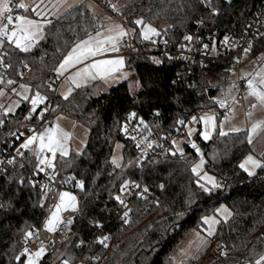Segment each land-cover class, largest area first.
Here are the masks:
<instances>
[{
	"label": "trees",
	"instance_id": "1",
	"mask_svg": "<svg viewBox=\"0 0 264 264\" xmlns=\"http://www.w3.org/2000/svg\"><path fill=\"white\" fill-rule=\"evenodd\" d=\"M123 1L120 14L115 16L134 31L135 39L142 38L140 28L148 24L172 44L195 35L206 43L210 54L218 52L225 36L230 35L227 41L233 42L264 6V0ZM102 16L82 1L50 19L43 27V38L30 51L22 52L3 42L0 59L9 66L0 85L25 83L32 92L46 95L54 70L74 44L102 28ZM137 20L143 24L137 26ZM249 47L253 52L264 47V31ZM126 59L130 77L140 85L138 93L131 94L127 81H122L106 92L85 85L75 88L67 98L56 95L52 116L81 123L87 137L79 152H69L65 158L56 155L50 176L57 184L77 181L83 188L77 190L79 214L72 224L74 235L44 253L38 264H171L169 255L177 242L189 230H201L203 217L221 203L231 215L219 220L212 245L191 264L207 260L208 264H256L264 254V168L249 176L239 167L250 151L243 131L226 136L216 131L208 140L198 133L193 136L204 159L203 170L219 185L210 193L202 191L191 171L198 155L189 142L183 143L185 160L175 152L163 154L161 159L151 154L140 166L141 152L122 134L124 117L131 112L158 141H170L181 134L184 123L179 121L190 116L213 110L223 114L215 96L233 60L195 65L183 73L180 64L162 55L140 54ZM23 62L30 69L26 76H22ZM8 80L14 83L7 85ZM30 109L28 100H22L13 113L0 112V142L24 123ZM116 141L123 146L120 167L111 163ZM170 146L173 148L171 142ZM35 164L33 157L21 154L13 172L0 178V264H24L28 229L37 227L45 215L47 185L28 180L27 165ZM127 180L143 181L153 201L126 199L129 216L124 219L116 215L122 211L116 197L121 198L120 188Z\"/></svg>",
	"mask_w": 264,
	"mask_h": 264
},
{
	"label": "snow or ice",
	"instance_id": "2",
	"mask_svg": "<svg viewBox=\"0 0 264 264\" xmlns=\"http://www.w3.org/2000/svg\"><path fill=\"white\" fill-rule=\"evenodd\" d=\"M43 3V0H40V3H36V0H33L32 5L25 4L23 0L20 3L15 4L14 7L16 9H22L24 12H28L31 10L36 16H41L42 11L40 9V5ZM12 4V0H0V21H5L6 24L0 23V44L3 43L4 40H7L9 44H12L15 48L19 49L22 52H28L34 47L37 39H42V31L44 25L40 23L39 20L30 19L26 15H16L13 17L11 13L13 12V7H10ZM137 26L143 24L142 20L135 21ZM9 26L11 30H9ZM105 31L109 33V35L105 36L103 32L97 31L95 35L89 34L87 39L81 40L75 44V46L68 52V54L64 57L63 62L59 65V68L56 69L58 76H63L65 72H67L71 68H76L77 65L84 64L86 60H92L93 57L103 56L107 52H118L120 41L128 35L127 32L123 30L119 25L115 27H107ZM159 35L156 30L148 25H144L143 30L141 32V36L144 40L150 39L151 36ZM186 40H191L190 36L185 37ZM225 43H227V38L225 39ZM248 49H245L247 52ZM264 59V57H262ZM159 63V61H155ZM124 65V60L120 59H99L93 60L91 63L85 65L83 68H80L67 79L75 84L76 87H80V80H102L107 81L109 77H112L115 73L119 72ZM250 79H247V88L248 97H252L255 99L256 104L252 105V108L255 109L257 106L264 108V67L260 68L259 71L255 73H248ZM127 78L126 76L124 77ZM245 77L242 75L241 79ZM0 83H3V79H0ZM14 81L8 80L7 85H12ZM22 92H17L16 95L20 96L21 100H29L31 104L30 115L25 117V119L31 118V113H35L39 106L45 102L46 97L42 96L39 92H36L34 96L29 98L27 93L30 89L24 84L20 85ZM3 90H0V96H3ZM65 98H67L65 96ZM247 98V97H246ZM221 107L225 106L224 101H217ZM19 103L14 102L9 105L7 109L4 111V115H7L9 112L14 111L15 107H18ZM3 105H0L2 108ZM46 111V109H45ZM44 112H40L39 116L42 118ZM247 115L250 117L252 115L251 112H248ZM135 116V113H132L129 116V120H131ZM227 119V118H226ZM202 122L204 125V131L200 134L204 140H208L211 137L212 131H214L217 127L216 118L211 115H205L199 118V121L194 116L192 118V123ZM3 121H0L2 124ZM142 123V122H141ZM180 124H183L184 121H179ZM147 127V126H145ZM127 131V128L124 129ZM31 131V130H30ZM195 128L188 129V136H191L195 133ZM232 132H242L244 129L233 128ZM261 132H264V121H258L251 125L250 129L247 130V141L249 144L253 143V139L255 136L259 135ZM220 136L228 135L227 132L223 131L221 127V131L219 132ZM69 139V134L64 132L59 128L58 125H55L51 128L45 127L42 132L39 134H34L31 137H28L21 147L24 149H30L33 144H36V155L39 160V165H44L48 168H53V160L56 158L57 153L62 158L67 157V140ZM135 139V137H133ZM175 143V142H174ZM151 147V144L148 145ZM196 149L197 155H200V150L195 143L191 145ZM117 148L123 147L120 144L116 145ZM139 147V143L137 144ZM177 151L180 149L177 146ZM49 152L51 153V157L41 158L43 153ZM182 154V152H181ZM12 163V161H9ZM111 163L115 167H120L118 160L116 157H113ZM204 165V159L201 157L200 162L195 164L192 167L191 171L194 176H197L199 179L197 181L198 186L205 193H210L213 189L217 188L219 185L213 177L208 176L206 173L201 175V171ZM239 167L247 172L249 176L255 175V170L257 168H264V164L260 161L253 158V156H247L244 161L239 165ZM43 171V168L40 169ZM50 179H54V177L50 176ZM202 180L204 183H199ZM211 185V187H208ZM77 187L83 188V184L81 182H77ZM124 187H127L125 185ZM147 191V189H145ZM47 194V193H45ZM116 199L123 204V200L120 197H116ZM43 206V205H41ZM76 211V197L71 195L68 192L59 193V202L54 206V210L51 211L48 219L45 221L44 229L47 232H55L59 225L61 224H71L72 221L69 219L66 222L61 219V213L63 211ZM226 214V215H225ZM127 216V213L124 214ZM217 215H224V218L227 219V216H230L231 213L228 212L226 208H221L218 210ZM202 223L209 226L207 235L212 236L214 234V226L219 223L218 220L212 217H204ZM32 233L29 232L26 234V239L30 238ZM199 238V237H198ZM106 239V238H105ZM201 243H203V238H199ZM199 247V245L197 246ZM44 247L41 246L40 249L34 253L29 254L28 250L25 249L24 255L28 256L27 264H38L40 258L44 255ZM19 260V257H17ZM261 261H264V256H261L259 260L256 261V264H261ZM64 264H68L67 261Z\"/></svg>",
	"mask_w": 264,
	"mask_h": 264
},
{
	"label": "built area",
	"instance_id": "3",
	"mask_svg": "<svg viewBox=\"0 0 264 264\" xmlns=\"http://www.w3.org/2000/svg\"><path fill=\"white\" fill-rule=\"evenodd\" d=\"M96 3L102 9H105L110 15H114V9L110 7H106L102 0H97ZM16 1L12 0V4L10 7H13V11L16 10L14 5ZM0 23L6 24L5 21H1ZM10 29V26H9ZM264 31V6L260 8L255 16L246 24L244 30L233 39V42L227 41L225 43V39H229L230 35L225 36L224 40H222L219 44V50L216 53L210 54L209 48L206 47V43L201 39H197L195 35H190L191 40H186L185 37L178 43L172 44L168 42L165 37L162 35L151 36L150 39L144 40L135 39L132 33L125 28V32L128 33L126 37H124L120 41V47L122 49V53L124 57H133L140 54L147 55H162L168 57L173 62L180 64V69L183 73L186 70L195 67L198 65L199 67H205L209 63L221 61L224 59H232L233 60V70H237V63L241 60L243 55L247 54L245 49H247L250 43L257 37H259ZM231 46H230V45ZM24 66V70L22 76H26L30 69L26 66L25 62L22 63ZM8 62L0 59V79L4 78L8 69ZM59 82V78L54 76L53 80L50 82V87L44 95L46 97L45 102L41 104L38 110L35 113H31V118L25 119L24 123L16 128L10 135L8 140L0 142V178L5 174L12 173L14 170V166L17 162L21 160V154L19 152L21 148V144L24 141L35 134L38 129L45 127L49 123L53 121L52 113L54 112L55 106V97L57 95V84ZM241 91L248 92L249 89L247 86L240 88ZM46 109V111H45ZM44 112L43 117L39 116L40 112ZM135 112H131L124 117V123L122 128V134L133 141L134 145L137 147L139 143V151L142 154V159L139 161V165H143L144 160L151 154H154L157 158L161 159L163 154L172 153V148L170 146L169 139H164L163 141H158L150 129L145 127L143 123H141L140 118L135 113V116L129 120V116ZM223 113L230 114L228 109L223 110ZM30 115V111L27 113L26 117ZM127 128V131L124 129ZM31 130V131H30ZM135 137V139H133ZM151 144V147L148 145ZM45 157H49L48 153H45ZM12 161V163H9ZM30 169V176L28 180L32 183L40 182L42 184L47 185V201H46V212L42 220L40 221L37 227H31L28 229V233L31 232L32 236L28 238L26 249L28 253H34L40 249L41 246L44 247L46 252L51 251L56 245L64 242L68 238L74 235L72 231V224L74 221V217L79 214V197L77 195V181H69L67 185L57 184L54 179H50V168L44 165H27ZM43 168V171L40 169ZM161 183L159 182V185ZM127 185V187H124ZM147 189V191H145ZM69 192L72 193L76 197V211H63L61 213V219L65 222L67 220H71V224H61L57 228L55 232H47L44 229L45 221L48 219L52 210H54V206L59 202V193L61 192ZM121 191V200H123V204H120L122 211H117L116 215L124 217L127 219L129 216L128 213V198H142L147 202L153 201L152 196L150 195V189L146 186L143 181H132L127 180L120 188ZM127 213V216L124 214ZM106 240H110V236L106 235ZM239 264V262L237 263Z\"/></svg>",
	"mask_w": 264,
	"mask_h": 264
},
{
	"label": "rangeland",
	"instance_id": "4",
	"mask_svg": "<svg viewBox=\"0 0 264 264\" xmlns=\"http://www.w3.org/2000/svg\"><path fill=\"white\" fill-rule=\"evenodd\" d=\"M66 1L67 0H43V3L40 5V9H39L42 11L41 16L37 17L31 10L29 12L31 13V15H33V17L36 16L37 18H39V17L44 18V17L48 16L53 9L56 10V12H57L60 9V7L64 6ZM84 1L90 7V9L93 10L92 9L93 5L91 4V0H84ZM106 1L109 2L111 4L112 8L114 9V15H112L114 17L112 18L111 16L110 17L102 16V18L100 19V22H101L102 29H103L102 32L105 33L106 35H109V33L107 31H105V28L115 27L116 25H119L121 28H123L118 23V22H120V20L118 19L119 17L115 16V14H120L122 6L124 4V1L123 0H106ZM20 2H21V0H16V4H18ZM23 2L25 4H28V5L33 4V0H31V1L30 0H23ZM36 3H40V0H36ZM104 4L107 7L106 3H104ZM100 9L102 11H104V13L106 15L109 14L108 12H106L105 9H102V8H100ZM16 15H25V13L24 14H15V16ZM15 16H13V17H15ZM115 20H117L118 22H115ZM120 23H122V22H120ZM144 25H148V24H144ZM144 25H142L140 28V36H141V32L143 30ZM148 26H150V25H148ZM125 28H127V27L124 26V29ZM128 30L132 33L133 36H135L134 31L132 29L128 28ZM247 49H248L247 54L243 55L241 60L237 63V70H233V67H231L229 69V71L227 73L226 81L223 83L221 89L219 90V92L215 96L216 101H224L225 102L224 107H221L220 104L218 103L219 108H221L223 110L228 109V112H230V114H227V113L218 114L217 111L213 110V111H206V112H204L200 115H197V116L196 115L190 116L184 122L182 133L176 134V136L172 138V140H171V143L173 145V148L171 147L172 151H174L175 153H177L179 155H182L181 156L182 159H184V160L187 159V155L183 152V143L189 142L192 145L193 136L196 133H198L199 136L202 138V136L200 134L204 131V125L202 122L192 123V118L194 116L197 118L198 121H199L200 117L205 116V115H211V116H214L216 118L217 127L214 131H212L211 136L216 131L219 133L221 131V127H222L223 131H225L227 133H233L231 131V129H233V128H240V129H244L243 132L245 133L246 140H247V130L250 129L251 125L255 122H258V121H264V108L257 106L255 109H253L252 105L256 104L255 99L252 97H248V92H246V91L240 92L241 86L243 85V87H245L247 85V79L251 78L247 74L248 73H255V72L259 71L260 68L264 67V59H262V57H264V47L261 48L257 52H253V49L251 50L250 47H248ZM242 75L245 77L244 79H241ZM126 81L128 83L130 93L131 94L138 93V91L140 90V85H139L138 81L135 78H131V77H129ZM21 84H24L25 86H27L30 89V91L27 93L29 98H31L32 96H34L36 94V91L32 92L29 85H27L25 83H19L16 86H10V87H5V86L0 85V90H3V92H4V95L0 96V105H3V107L0 108V112L4 113L5 109H7V107L9 105L13 104L14 102H18L20 104V102L22 100H21L20 96L16 95V93L22 92V89L20 88ZM96 90L99 92H106L108 89L106 88L104 90L103 88L100 89L99 87H96ZM28 102H29V105L31 108L30 101L28 100ZM15 109H16V107L14 108V110ZM13 112L14 111L9 112V113H13ZM248 112L252 113V115L250 117L247 115ZM60 119H62L63 122H61L59 128L62 129L64 132L69 134V139L67 140V145H66L68 153L69 152H79L85 144L86 137H87V129L81 123L76 122L74 120H71L69 118H66L64 116H60ZM52 122L49 123L48 125H46L45 127H50L52 125ZM45 127L38 129V132L37 133L35 132V134H39L40 132H42ZM189 128H195L196 129L195 133L191 136V138H189V136H188V129ZM117 144L121 145V142L116 141L114 143V146H113V149L111 152V161H112L113 157H116L118 160V163L121 165V162H122L121 148H117L116 147ZM33 145H35V153H36L37 145L36 144H33ZM177 146L180 149V151H177ZM181 152H182V154H181ZM45 153H48V155H49L48 158L51 157V153H49V152H45ZM45 153H43L41 158H45ZM57 155H59V153H57ZM249 155L253 156L254 159L260 161L261 163H264V132H261L259 135L254 137L253 143L250 144V151L242 158L239 165ZM201 157L202 156L200 153V155H198V159L193 163L192 167H194L195 164L200 162ZM37 161L39 162L38 158H37ZM192 167H191V169H192ZM256 171H257V169L255 170V172ZM205 173L208 176L214 178V176L211 173L203 170V168H202L201 175H204ZM199 183H204V181L200 180ZM208 187H211V185H208ZM70 194L73 195L72 193H70ZM221 208H226L228 210V212H230L229 208L224 203H221V204L217 205L213 209V211H211L210 213H208L204 217H212L218 221L219 220H225L224 215H217L218 210ZM227 218H229V216H227ZM216 225L214 226V230H215ZM208 229H209V226L204 224V226L201 228V230H189L177 242L175 248L170 253L169 258H170L171 264H191L192 259L200 257L212 245V236L213 235L212 236L207 235ZM198 237L203 238V243H201V240ZM198 245H199V247H197ZM262 256H264V254ZM190 258H192V259H190ZM27 259H28V256L26 255L24 264H27ZM204 262H205L204 264L209 263L208 260H207V262L206 261H204ZM75 264H82V263L77 262ZM246 264H252V263H246Z\"/></svg>",
	"mask_w": 264,
	"mask_h": 264
},
{
	"label": "crops",
	"instance_id": "5",
	"mask_svg": "<svg viewBox=\"0 0 264 264\" xmlns=\"http://www.w3.org/2000/svg\"><path fill=\"white\" fill-rule=\"evenodd\" d=\"M31 1V0H30ZM82 1H84V0H67L66 2H65V4H64V6H62V7H60V9L56 12V10H52L51 12H50V14L48 15V16H46V17H44V18H37L36 16H34L33 17V15H30L29 14V11L28 12H24V11H22L21 9H19V11H16V10H18V9H16L15 11H13L12 13H11V15H13V16H15V14H24L25 13V15L26 16H28L30 19H33V20H40V23H42L43 25H45V24H47L48 22H49V20L50 19H52V18H55V17H57L58 15H60L61 13H63L65 10H67V9H69L70 7H72V6H74V5H76V4H78V3H80V2H82ZM96 0H91V4L93 5V10L92 11H94V12H97V13H101V14H105L104 13V11H102L100 8H99V6L97 5V3L95 2ZM102 1H105L106 3H107V6L108 7H110V8H112V6L111 5H108V2L106 1V0H102ZM89 7V6H88ZM90 8V7H89ZM51 9V8H50ZM49 9V10H50ZM105 17H114V16H112V15H110V14H105L104 15ZM108 19V18H107ZM115 19V18H114ZM1 22V21H0ZM115 22H118L117 20H115ZM122 27H123V29H124V26L122 25V23H120V22H118ZM102 28H100L99 30H97V31H100ZM9 30H11V26H10V29ZM125 30V29H124ZM96 31V32H97ZM103 31V29L100 31V32H102ZM43 32V31H42ZM96 32H94V33H92L91 35H95L96 34ZM104 35L105 36H107L105 33H104ZM88 37V36H87ZM87 37L86 38H84V39H87ZM84 39H82V40H84ZM39 39H37V41H38ZM6 40H4V42H5ZM36 41V42H37ZM81 41V40H80ZM35 42V43H36ZM78 43V42H77ZM3 44V43H2ZM1 44V45H2ZM1 45H0V47H1ZM75 46V44L72 46V48ZM71 48V49H72ZM71 51V50H70ZM120 58H122L123 60H124V65H123V67H122V69H120V71L119 72H117V73H115L112 77H109V79L107 80V81H102V80H99V79H97V80H87V81H85V80H80L79 81V83H80V86H85V85H94L95 87H99L100 89H109L110 87H112V86H114V85H116V84H118V83H120V82H122V81H126L129 77H130V70L128 69V67H127V59H126V57H124V55H123V53H122V49H121V47H120V45H119V51L118 52H107V53H105L103 56H97V57H93L92 58V60H86L85 62H84V64H80V65H77L76 66V68H71V69H69L67 72H65L64 73V75L63 76H58L57 75V72H56V69L57 68H59V65L63 62V59H62V61L60 62V64L57 66V68L54 70V75L57 77V78H59V82H58V84H57V90H56V92H57V95L58 96H60V97H67L75 88H77L76 86H75V84H73L71 81H69L67 78L69 77V76H71L73 73H75L77 70H79L80 68H83L85 65H87V64H89V63H91L93 60H99V59H120ZM127 77L126 79L124 78V77ZM17 108V107H16ZM38 110V109H37ZM15 111V110H14ZM60 116L61 115H58V116H55L54 118H53V122H52V125L49 127V128H51V127H53V126H55V125H58L59 127H60V124H61V122H63V120L62 119H60ZM65 122V121H64ZM38 132V131H37ZM36 132V133H37ZM25 142V141H24ZM19 152H20V154H24V153H27L29 156H31V157H33V159L35 160V162H36V165L37 164H39V162L37 161V155H36V153H35V145H32L31 147H30V149H22V147L20 148V150H19ZM190 259H192V258H190Z\"/></svg>",
	"mask_w": 264,
	"mask_h": 264
}]
</instances>
